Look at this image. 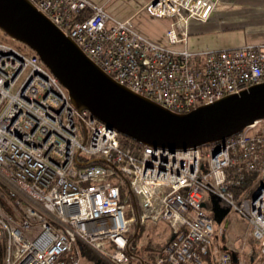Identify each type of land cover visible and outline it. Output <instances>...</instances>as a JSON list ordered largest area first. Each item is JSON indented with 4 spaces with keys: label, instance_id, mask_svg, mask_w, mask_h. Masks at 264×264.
<instances>
[{
    "label": "built area",
    "instance_id": "2783aa9c",
    "mask_svg": "<svg viewBox=\"0 0 264 264\" xmlns=\"http://www.w3.org/2000/svg\"><path fill=\"white\" fill-rule=\"evenodd\" d=\"M29 1L107 75L173 112L264 82V44L176 49L187 42L188 26L207 22L219 0H152L151 14L173 19L160 41L92 0ZM132 140L77 109L30 47L0 41L3 264H94L85 262L84 246L103 264H129L128 234L137 221L169 227V243L154 264H204L207 255L231 264V254L216 244L214 200L248 221L263 255L253 264H264V119L223 143L186 150ZM77 158L107 163L79 165ZM116 176L129 182L137 204L123 203Z\"/></svg>",
    "mask_w": 264,
    "mask_h": 264
},
{
    "label": "water",
    "instance_id": "95a60500",
    "mask_svg": "<svg viewBox=\"0 0 264 264\" xmlns=\"http://www.w3.org/2000/svg\"><path fill=\"white\" fill-rule=\"evenodd\" d=\"M0 29L41 58L67 88L77 109L90 111L108 127L142 145L176 151L223 143L256 120L264 119V82L185 113L173 112L134 93L107 75L29 0H0ZM101 161L107 163L104 159L87 163L76 160L79 165ZM109 165L118 170L114 164ZM230 212L229 207L213 201V218L218 225ZM140 226L137 221L135 236ZM224 250L235 262L239 261L234 250Z\"/></svg>",
    "mask_w": 264,
    "mask_h": 264
},
{
    "label": "rangeland",
    "instance_id": "374dc122",
    "mask_svg": "<svg viewBox=\"0 0 264 264\" xmlns=\"http://www.w3.org/2000/svg\"><path fill=\"white\" fill-rule=\"evenodd\" d=\"M95 3H102L108 5V12L112 13L118 19H122V17L133 15L134 13H138L141 11L140 9L149 4L152 0H131L130 2H123L121 0H92ZM148 14L145 12L141 14L139 17L135 19L133 22L135 29L140 32L145 37L153 40L159 41L161 38L162 32H164V28H169L173 19H161L151 17L152 15L147 10ZM151 15V16H150ZM194 36H190V46L194 47V45H199L200 48L206 47L208 45L215 46L217 48H221L223 46L228 45L226 41L223 40H213V38L200 35L198 39H194ZM159 39V40H158ZM0 41L9 45H14L20 48H24V44L11 38L4 31H0ZM178 50H182V46L176 47ZM226 49V48H223ZM218 49V50H223ZM204 147V146H203ZM134 200V198H133ZM137 204V202L132 203V205ZM135 207V206H134ZM211 208V207H210ZM210 208L207 209V212L210 213ZM230 227L227 230V240L226 242L221 239L225 232V227L223 225H218L215 223V229L217 230L216 244L222 250H224L225 245L234 249V247L238 250L236 252L242 264H247L249 254L254 249L253 245L250 243L251 237V228L249 227L248 221L240 216L238 213L230 212L227 217ZM146 233L143 237V242L146 244L150 238L157 240H164V238L168 237L169 227L166 222H160L158 224H153L151 222L146 223L145 225ZM135 233V226H134ZM148 240V241H147ZM229 241V243L227 242Z\"/></svg>",
    "mask_w": 264,
    "mask_h": 264
},
{
    "label": "crops",
    "instance_id": "0c3cea01",
    "mask_svg": "<svg viewBox=\"0 0 264 264\" xmlns=\"http://www.w3.org/2000/svg\"><path fill=\"white\" fill-rule=\"evenodd\" d=\"M121 1L130 2L131 0ZM101 5H105L106 10L108 11L107 4L101 3ZM140 10L141 11L137 14L134 13L133 15L122 17V19H118L112 13L110 14L118 20L125 21L131 19L132 22H134L141 14L145 12L148 14L145 7ZM151 17H154V15ZM155 18L159 17L155 16ZM167 29L164 28V30ZM188 32L189 37L187 42L185 44H180L179 46L194 53L206 50H218L223 48L230 49L246 45L264 44V0H219L210 19L204 23L195 22L190 24L188 26ZM200 35L211 37L213 40L226 41L228 45L221 48L210 45L200 48L199 45L196 44L194 47H191L189 43L190 36H194V39H198V36ZM169 237L170 231L167 238Z\"/></svg>",
    "mask_w": 264,
    "mask_h": 264
},
{
    "label": "trees",
    "instance_id": "16d2710c",
    "mask_svg": "<svg viewBox=\"0 0 264 264\" xmlns=\"http://www.w3.org/2000/svg\"><path fill=\"white\" fill-rule=\"evenodd\" d=\"M132 143L137 147H141L142 145L135 140H132ZM97 164L104 165L102 162H98ZM113 180L115 184L120 186L123 203H133L134 200L132 192L129 190L124 181L119 176H116ZM243 183L244 181L241 182L240 185H237L239 191L246 188ZM145 225V222L141 223L140 229L136 236L134 233V228L128 234L129 246L126 251L129 256V264H154L157 253L163 250V248L169 243V238L166 237L164 240H155L150 238V240H147L148 242L145 244L143 242V237L146 233ZM250 243L253 245L254 249L249 254L247 264H253L262 261L263 255L261 254L260 243L252 235L250 237ZM83 251L87 255V259L85 260L86 263L103 264V261L100 262L99 256L90 251L87 247L84 246ZM3 256V249L0 245V264H3ZM204 264L218 263L212 255H207L204 257ZM231 264H239V262L232 260Z\"/></svg>",
    "mask_w": 264,
    "mask_h": 264
},
{
    "label": "flooded vegetation",
    "instance_id": "af4514ba",
    "mask_svg": "<svg viewBox=\"0 0 264 264\" xmlns=\"http://www.w3.org/2000/svg\"><path fill=\"white\" fill-rule=\"evenodd\" d=\"M227 223H228V226H226ZM222 225L225 227V232H224L223 236H221V239L226 242V240H227V233H228L227 230L230 227V223H229V221H228L227 218H226V220L224 221V223ZM227 242L229 243V241H227ZM225 247H228V246L225 245ZM228 249L229 250H234V251L238 252V250H236L235 247H234V249L231 248V247H228Z\"/></svg>",
    "mask_w": 264,
    "mask_h": 264
}]
</instances>
